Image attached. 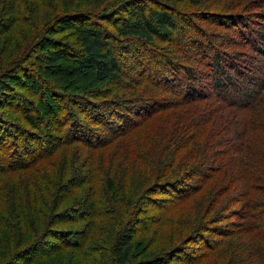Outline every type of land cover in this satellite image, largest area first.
Segmentation results:
<instances>
[{
    "label": "rangeland",
    "instance_id": "rangeland-1",
    "mask_svg": "<svg viewBox=\"0 0 264 264\" xmlns=\"http://www.w3.org/2000/svg\"><path fill=\"white\" fill-rule=\"evenodd\" d=\"M9 1L0 0V16ZM16 2L20 9V21L9 33L4 35L0 43V76L6 71H10L14 74L13 78H17L15 75L18 72L17 80L10 84L13 91H21L24 97L31 102L37 101L33 94L36 89L41 88V81L27 79L28 89H26L24 85H20L22 82L18 80L19 74L22 75L20 70L24 67L29 68L34 63L37 67L33 70L39 71V76L46 84L50 83L54 88L56 86L58 94L79 96V98L95 102L110 100L106 96H111L112 93L114 96L124 97L126 100L124 101L125 109L121 108V113L124 115L117 116L113 120L117 122L114 125L123 123V132L134 128L148 118L136 132L130 135L125 134L117 141H113L104 151L85 149L81 145H72L66 148V157L71 161L77 160L75 163L78 167L74 175V178L77 177V179L86 177L89 169L86 155L91 152L95 153L102 171L93 173L92 183H85L77 190L80 196L79 200L95 195L102 205L114 206L115 214L117 211L120 214L122 211L126 212L125 225H133L134 233L131 235V240L134 248L130 254L133 253L136 256V262L144 259L154 262V255L167 256L166 252L169 253L181 245L182 248L177 251L178 254L174 253L173 255H176L173 259L172 257L164 259V264H192L193 261L191 263L184 261L197 257L199 260L197 259L196 264H213L215 261L213 252L223 250L221 264H260L258 255L260 248L252 247V235L247 234L245 226L247 222H243L241 218L245 195L239 190V183L236 182L237 187L229 185L226 191H221V188L215 187V184L211 187L212 189L203 186L186 203L182 202L185 195H177L174 192L186 189L190 195L193 188H198L203 182L202 171L209 175L213 173L214 178L227 177V173L231 172L232 168L239 171L241 169L240 160L232 152L233 148L230 143V141L233 143L238 141L237 135L230 133V130H222L221 124L207 127L209 129L205 132L206 135L199 138L202 140V150L208 151L207 154L205 156L198 155L197 158L195 156V165L189 170V173L182 175L183 169H177L175 173L178 177L174 179L176 180L172 183L174 185L155 194L149 193V191L144 192V187L149 181L146 174L153 171V167L156 166L154 159L157 160L159 157L158 150L155 148L146 150L143 158H147L149 161L145 166L143 165V169H138L133 167V164L131 167L128 165L126 154L130 153L125 150L124 152L123 147L127 144L138 146L141 143L147 146L149 141H153L154 138L163 141L164 130L170 128L169 125L163 124L168 121L166 120L168 112L171 111L172 115L169 116V119L176 116L171 109L162 111L161 108L167 106L169 108V105H166L167 101L169 98L174 99L171 94L175 89L176 93L179 92L177 89L186 82V77L178 73L168 78L169 73L164 71L166 68L160 61H171L177 68H190L196 79L192 80L193 85H189L188 91L193 92L195 96L205 94L217 98L220 103L218 102L219 105L215 104L217 109L212 112L220 113L218 108L225 106L237 108L240 103L239 94H244L245 90L253 93L254 85L264 81V42H262L264 39L261 38L264 36V0H202L198 5L191 4L189 0H16ZM142 2L143 5L145 4V12L148 16L153 9L171 10V16L176 23V31L171 35L154 36L151 42L122 36L116 30L114 21L119 18L126 23L137 20L129 10L133 9L135 14L139 13ZM65 9L79 11L82 14H77L81 16L72 17L69 20L55 21L58 13H65ZM90 15L94 16L91 18ZM92 21L104 31L106 41L112 47L122 72L127 78L122 84L124 88L120 84L98 81L92 71L84 77L75 61H62V65L57 69L42 67L46 60L47 52L45 50L48 49H65L71 53L72 60H75L81 50L77 38L78 29L91 25ZM246 24L248 27L243 29ZM215 56L222 58V67L226 63L225 70L231 75H221L218 68L212 66ZM154 59H157L159 63H155ZM230 65H235L236 69ZM237 74L242 77L238 78L239 82H237ZM219 78L223 81V86L238 83L239 88L235 92L231 88H227L229 90L226 93L222 92L218 87H215V82ZM170 79L172 81H169ZM127 83L130 87L125 89ZM135 84L139 85V88L135 87ZM242 89L243 91H241ZM140 94L151 98L143 101L144 106L137 97ZM4 95V93L0 95L2 103H5ZM97 96L100 97L97 98ZM49 100V103L52 104L53 101ZM127 101L130 102L127 103ZM199 101H203L199 103L200 105L207 102L206 99ZM2 103L1 106L5 107V104L2 105ZM64 106L66 109L67 104ZM71 106L75 114L82 116L78 107L74 104ZM139 106L143 107L136 108ZM195 108L203 114L211 112L209 105L200 109L197 107V103H194L188 107H179L177 114L179 112L187 113ZM40 109L47 108L40 103ZM235 111H232V114L238 113V110ZM128 112H133L132 115H129V120L126 118ZM136 112H140V116L136 115ZM7 114L6 118L9 122L16 121L10 117V112ZM100 117L102 116L98 118L100 119ZM85 118L83 117V119ZM85 122L90 128H95L91 119ZM98 134H104L108 140L117 135L109 130H104L103 126L101 131L94 133L95 138H98ZM220 135L222 141L227 142V147L224 149L226 154L223 161H218V158L221 157L220 152H224L223 146L217 150V155H214L212 160L210 158L214 152L209 147L207 148V145L203 148V144L207 140L217 139V136ZM211 143L213 142L211 141ZM111 147L119 151L113 165L109 162V155L114 153L110 150ZM102 152H108L106 154L108 158L104 161L101 160ZM160 156H166L165 159L168 162L172 155H166V152L163 151ZM107 169L108 173L114 171L116 176L118 192L115 196L107 191L104 183L107 172L103 171H107ZM184 170H188V166ZM154 175L151 177L154 178ZM133 181L138 183L139 187L135 186V191L132 193L126 185L128 182L132 185ZM250 198L251 195L245 197L247 203ZM71 203L72 201H68L67 205L69 206ZM161 207L175 209L164 216L165 213H161ZM136 219L141 220L142 223L135 226ZM104 220L106 219L100 217L92 222L64 225L66 229L71 230L69 233L76 237L80 246L83 242L81 235L88 236L86 242L88 250L63 249L60 251L59 248L63 245L61 239H51L47 245L42 246L44 251L49 248L54 251L50 257H44L43 252H38V250L31 252L29 256H34L33 258L40 256L41 259L37 264H113L112 242L116 236L115 232L117 229H121L124 223L111 219H107L105 222ZM106 222L115 226L105 224ZM194 228L195 232L200 231L201 235L198 237L201 240L196 238L192 241L191 237L189 239V236H196L193 232ZM222 231L227 232L222 233ZM185 238L188 239L182 243ZM248 238L251 239L247 240ZM256 239V242L263 244ZM255 241L254 245H256ZM258 242L257 247L260 246ZM221 243L220 247L215 246ZM209 246L215 251L212 252ZM249 260L252 262L250 263Z\"/></svg>",
    "mask_w": 264,
    "mask_h": 264
},
{
    "label": "trees",
    "instance_id": "trees-1",
    "mask_svg": "<svg viewBox=\"0 0 264 264\" xmlns=\"http://www.w3.org/2000/svg\"><path fill=\"white\" fill-rule=\"evenodd\" d=\"M189 2L198 5L202 0H189ZM148 3L150 2L148 1ZM18 7L16 0H10L6 9L2 11V16H0V43L4 35L9 33L16 23L20 21V9ZM66 9L64 10L65 13H58L55 21L69 20L72 17L81 16L77 14H82L79 11ZM145 11L143 2L139 8V13L135 14V10L130 9V14L136 16L137 20L126 23L120 18L116 19L114 21L116 30L124 37H135L147 42H151L154 36L171 35L176 31V23L171 16V10L166 8L153 9L152 13H149L150 16L146 15ZM247 27L248 25L246 24L243 29ZM77 38L81 50L75 60H72L71 53L65 49H48L45 50L47 52L46 60L45 65L42 67L45 69H57L62 65V61H75L84 77L92 71L98 81L108 84H120L122 87L123 81L127 78L122 72L112 47L108 45L102 28L92 21L91 25L78 29ZM261 38L264 39V36ZM154 61L155 63L158 62L157 59H154ZM160 63H164L163 67L166 68L164 71L169 73L168 78L178 73L186 77V82L181 85V88L177 89L179 92L176 93L175 89L174 93L171 94L174 99L169 98L167 101L166 105H169V108L168 106L161 108L163 109L162 111L171 109L176 116L169 119V116L172 115L171 111L168 112L166 116L168 121L163 124L169 125L168 127L170 128L169 130H164L163 141L154 138L153 141H149L147 146L141 143L138 146L127 144L123 147V151L130 153L126 154L128 165L131 167L133 164V167L143 169L149 161V159L143 158L144 152L154 148L158 150L159 157L157 160L154 159L156 166L153 167V171L146 174V178H149V181L147 186L144 187V192L149 191V193L155 194L174 185L172 183L178 177L175 173L177 169H183L182 175L189 173V170L195 165V156L197 158L198 155L202 154L205 156L207 154L208 151L202 150V140H199V138L206 135L205 132L209 129L207 127L213 124H221L222 130H230V133L237 135L238 141H234L235 143L230 141V143L233 148L232 152L240 160L241 169L239 171L232 168V171L227 173V177L218 176L214 178L213 173L209 175V173L201 170L203 182L198 188L194 187L190 195H188L186 189L174 192L177 195H185L182 202L186 203L203 186L211 188L215 184V187L219 186L221 191H226L229 185L237 187V183H239V190L244 193L245 197L251 195L248 203L245 197L243 199L244 208L241 218L243 222H247L245 223L247 234L252 235V247L254 249L260 248V254H258L260 264H264V81L254 85L255 90L253 93L245 90L244 94H239L243 91L242 89L238 93L240 103L237 108L225 106L218 108L220 113L212 112L217 109L215 104L219 105L217 98L205 94L195 96L193 92L188 91L189 85H193L192 80L196 79L190 68H177L171 61H160ZM225 64L222 67V58L219 56H215L212 62V66L218 68L221 75H231L228 71L226 72ZM230 66L236 69L235 65ZM35 67L37 65L32 63L29 68H22L20 70L22 75L19 74L20 78L18 80L22 82L20 85H24L26 89H28L27 79L33 81L39 79L41 81L40 87L42 90L38 88L33 94L37 101L31 102L24 97L21 91H13L10 88V84L17 80L18 72L15 75L17 78H13L14 74L10 73V71H6L0 76V92L1 94L4 93L6 98L4 99L5 103L0 102V264H37L41 257L33 258L34 256L29 255L31 252L38 250V252H43L44 257H50L54 251L50 248L44 251L42 246L47 245L51 239H61L63 245L59 248L60 251L63 249L88 250L89 248L86 246L88 236L81 235L83 242L80 246L76 237L69 233L71 230L66 229L64 226L67 223L92 222L100 217L124 223L126 219L125 211H122L121 214L117 211L115 214L114 206L102 205L95 198V195L79 200L80 196L77 190L85 183L91 184L92 177L94 179L93 173L101 172L102 168L98 165L99 162L95 153L91 152L86 155L89 168L86 177L83 179L74 178L78 167L75 163L77 160L71 161L66 157V148L72 145H81L85 149H100L104 151L113 141H117L125 134L130 135L136 132L148 119H144L142 123L137 124L134 128L123 132V123L114 125L117 122L113 120L117 116L124 115L121 113V108L125 109L124 105L126 104L124 103L126 101L124 97L114 96V93H112L110 94L111 96H106L110 100L95 102L79 98V96L58 94V88L56 86L54 88L50 83L46 84L39 76V71L33 70ZM238 78L242 77L237 74V82H239ZM169 81L172 80L170 79ZM152 82L154 81L152 80ZM164 82L166 83V80ZM140 85H142L141 82ZM223 85L224 83L220 78L215 82V87L225 93L230 88L234 92L239 88L238 83L231 86ZM126 86L125 89L130 87L128 83ZM135 87L139 88V85L135 84ZM99 97L97 96V98ZM137 97H139V102L143 106L145 105L143 101L151 99L143 94ZM49 99L53 101L52 104L49 103ZM205 99L207 102L204 105H200L199 103L203 101L199 100ZM129 102L127 101V103ZM1 103L2 105L5 104V107L1 106ZM40 103L47 109H40ZM194 103H197V107L200 109L209 105L211 112L203 114L195 108L187 113L179 112L177 114L179 107H188ZM66 104L65 109L64 105ZM69 104H74V106L78 107L82 116L75 114ZM143 106L136 108H142ZM227 110L231 112H224ZM235 110H238V113L232 114V111L236 112ZM7 112H10L9 115L16 120L15 122H9L6 118ZM132 113H127V120L130 119L129 115H132ZM221 113H225V116ZM230 114L232 115L230 116ZM136 115L140 116V112H136ZM99 116L102 117L99 119ZM83 117L86 118L83 119ZM88 119H91V122L95 124V128L87 126L85 121ZM102 126L104 130H109V132L118 136L116 135L113 139L108 140L104 134H98V138H95L96 135L94 133L101 131ZM157 141L158 144H156ZM211 141H205L203 148L207 145V148L209 147L214 152L210 158L213 160V156L217 155V150L224 146L222 148L224 151L225 147H227V142L222 141L221 135ZM61 149L63 150L61 151ZM110 150L114 152L109 155V162L113 165L116 161L115 157L119 155V151L112 147ZM163 151L166 152V155H172L168 162H166V156H160ZM106 154L108 152L101 153L102 161L108 158ZM225 154V151L220 152L221 157L218 158V161H223ZM88 163L90 164L88 165ZM187 166L188 170H184ZM103 172H107L104 180L106 189L112 196H115L118 188L114 171L108 173L107 169V171L104 170ZM153 175L154 178L151 177ZM211 179L213 180L210 181ZM126 186L132 193L135 191V186L139 187L138 183L136 184L134 181L132 185L128 182ZM68 201H72L69 206L67 205ZM75 202L77 203L73 205ZM173 209L175 208H160L162 210L161 213H165L164 216H167ZM141 223V220L136 219L134 225L137 226ZM105 224L112 223L106 222ZM123 227L124 229H122ZM123 227L117 229L115 232L116 236L112 242L113 264H148L150 261H147V259L136 262V256L133 253L132 255L130 254L134 248L131 240V235L134 233L133 225H125L124 223ZM195 230L194 228L193 232L196 236H189V239L191 237L192 241L196 240V238L201 240L198 237L201 235L200 231L197 230L195 232ZM226 232L222 231V233ZM256 237L263 243L260 244L257 241L260 244L259 247H257V242L255 241ZM186 239L188 238H185L182 243ZM254 241L256 245H254ZM221 245L222 243L215 246L220 247ZM180 248H182L181 245L169 253L166 252L167 256L164 257L154 255V262L149 264H164V259L167 260L170 257L173 259L176 255L173 254H178L177 251H180ZM209 249L212 252L215 251L214 248L210 247ZM223 251L213 252L215 257L213 264H221ZM198 258H189L184 262L191 263L193 261L192 264H196L199 260ZM249 261L250 263L252 262L251 260Z\"/></svg>",
    "mask_w": 264,
    "mask_h": 264
}]
</instances>
